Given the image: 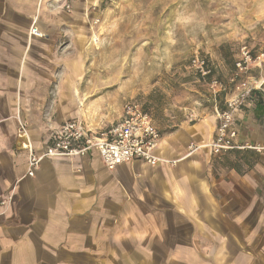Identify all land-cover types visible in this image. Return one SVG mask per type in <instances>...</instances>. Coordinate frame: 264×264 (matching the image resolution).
<instances>
[{
    "label": "crops",
    "instance_id": "obj_1",
    "mask_svg": "<svg viewBox=\"0 0 264 264\" xmlns=\"http://www.w3.org/2000/svg\"><path fill=\"white\" fill-rule=\"evenodd\" d=\"M63 4L0 0V264H264V153L214 152V112L167 131L150 114L157 165L111 170L92 151L44 158L28 174L30 147L41 153L64 121L83 118L73 100L78 15ZM122 117L85 123L100 131ZM232 127L238 145H264V88Z\"/></svg>",
    "mask_w": 264,
    "mask_h": 264
},
{
    "label": "rangeland",
    "instance_id": "obj_2",
    "mask_svg": "<svg viewBox=\"0 0 264 264\" xmlns=\"http://www.w3.org/2000/svg\"><path fill=\"white\" fill-rule=\"evenodd\" d=\"M63 1L78 15L73 100L91 127L109 126L134 102L167 131L198 111L218 115L243 82L264 88V56L246 72L236 65L243 45L264 54V0Z\"/></svg>",
    "mask_w": 264,
    "mask_h": 264
},
{
    "label": "built area",
    "instance_id": "obj_3",
    "mask_svg": "<svg viewBox=\"0 0 264 264\" xmlns=\"http://www.w3.org/2000/svg\"><path fill=\"white\" fill-rule=\"evenodd\" d=\"M31 34L35 37L42 36V32L36 27H32ZM240 54L236 65L241 72H246L253 62L264 56V54L254 56L248 45L241 46ZM194 63L198 65L200 71L206 73L204 61L195 60ZM215 85L216 83L213 84ZM238 88L240 94L228 99L227 107L218 113V131L211 147L217 153L232 148H250L264 153V145L242 146L235 141L238 134L232 127L234 113L251 95L254 86L243 82ZM25 128L24 124L23 129ZM160 137V132L154 126L150 113L138 104L128 102L124 106L122 119L105 130L95 131L79 118L64 121L55 129L51 140L44 146L41 153L30 147L28 174L35 176L44 158L65 155L86 156L92 151H96L107 168L111 170L124 162L135 160L157 165L162 160L156 153Z\"/></svg>",
    "mask_w": 264,
    "mask_h": 264
},
{
    "label": "trees",
    "instance_id": "obj_4",
    "mask_svg": "<svg viewBox=\"0 0 264 264\" xmlns=\"http://www.w3.org/2000/svg\"><path fill=\"white\" fill-rule=\"evenodd\" d=\"M145 111H147V110H145ZM148 112V111H147Z\"/></svg>",
    "mask_w": 264,
    "mask_h": 264
}]
</instances>
